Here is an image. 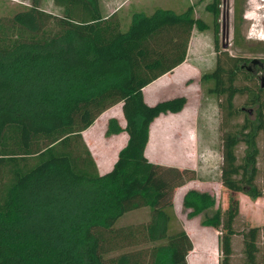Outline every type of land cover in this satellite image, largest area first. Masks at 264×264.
<instances>
[{"label":"trees","instance_id":"obj_1","mask_svg":"<svg viewBox=\"0 0 264 264\" xmlns=\"http://www.w3.org/2000/svg\"><path fill=\"white\" fill-rule=\"evenodd\" d=\"M54 12L30 0L0 14V264H187L193 248L187 231L173 226L176 189L187 169L146 155L155 117L177 112L186 97L149 104L143 88L187 54L192 28L208 23L182 10H135L125 27L100 0H53ZM223 0H208L218 47ZM244 0H233L234 37ZM221 49L209 90L221 110L220 179L233 193L255 199L258 135L264 132V83ZM245 95L249 107H237ZM119 104L123 123L110 116L106 134L125 133L111 167L99 172L82 131ZM240 122H230L244 112ZM252 111V109H251ZM245 144L242 156L236 154ZM188 215L212 207L215 197L188 188ZM148 207L146 220L118 224L127 212ZM220 206L204 224L213 225Z\"/></svg>","mask_w":264,"mask_h":264},{"label":"rangeland","instance_id":"obj_2","mask_svg":"<svg viewBox=\"0 0 264 264\" xmlns=\"http://www.w3.org/2000/svg\"><path fill=\"white\" fill-rule=\"evenodd\" d=\"M30 0H0V14H9L28 4ZM105 13L115 11L125 27L135 9L147 12L156 6L184 9L193 5L194 15L208 23L205 28L194 26L189 38L185 60L161 76L145 89L149 103L184 95L186 101L177 112L158 115L151 123L146 155L155 162L187 169L189 179L176 189L174 196L173 226L184 228L190 235L193 249L187 255V264H264V132L258 135L259 153L255 184L260 194L253 199L244 192L233 193L220 179L222 114L217 97L209 90L213 79L202 73L211 70L216 54L227 49L231 54L244 56L240 63L253 66L251 58L264 57V0H244L239 36L233 31V0H223L220 12V31L217 49L212 32V13L206 8L208 0H100ZM120 2V3H119ZM42 6L58 12L60 6L53 0H41ZM120 4L118 8H114ZM222 30L224 31L222 33ZM228 31V33H226ZM227 41L225 46L223 43ZM259 79L264 73L259 71ZM237 107L247 105L245 95H236ZM244 111V110H243ZM244 112L230 122H240ZM115 116L123 117L119 104L104 110L95 121L82 131L83 138L95 160L97 170H108L123 145L126 134H106V123ZM245 144L239 142L236 154L240 158ZM188 188L210 192L216 203L201 213L188 215L182 205V195ZM220 206L219 219L213 225L202 222ZM148 207L131 210L119 218L118 224L146 220Z\"/></svg>","mask_w":264,"mask_h":264},{"label":"flooded vegetation","instance_id":"obj_3","mask_svg":"<svg viewBox=\"0 0 264 264\" xmlns=\"http://www.w3.org/2000/svg\"><path fill=\"white\" fill-rule=\"evenodd\" d=\"M226 33H228V31ZM259 58L262 61V63L257 61V62H254L253 66H250L248 64L246 65L245 63H241L243 66L247 67L249 70L256 73L257 77L260 75L259 71L260 72L262 71L264 73V57L261 56ZM250 111H251V108H250Z\"/></svg>","mask_w":264,"mask_h":264},{"label":"crops","instance_id":"obj_4","mask_svg":"<svg viewBox=\"0 0 264 264\" xmlns=\"http://www.w3.org/2000/svg\"><path fill=\"white\" fill-rule=\"evenodd\" d=\"M118 1V0H117ZM120 3V2H119ZM120 6V4H118L117 6H115L114 8L116 9V8H118ZM135 10H142V9H135ZM135 10H133V11H135ZM132 11V12H133ZM186 58V57H185ZM185 58L183 59V61L185 60ZM181 63V62H180ZM179 63V64H180ZM179 64H177V65H179ZM173 68H176V66H174ZM168 72H170V70L169 71H166V72H164L163 74H161V75H159L158 77H156V78H154L153 80H151L149 83H147V85L146 86H144V88H143V93H144V98H145V100H146V102H148L147 101V99H146V95H145V89L149 86V85H152V83L154 82V81H156V80H158L161 76H163V75H165L166 73H168ZM149 103V102H148ZM155 103V102H154ZM154 103H149V104H154ZM183 108V107H182ZM156 118V117H155ZM154 118V119H155ZM154 121V120H153ZM152 121V122H153ZM121 123V122H120ZM151 126V125H150ZM151 128V127H150ZM193 249V248H192ZM191 249V250H192ZM190 250V251H191Z\"/></svg>","mask_w":264,"mask_h":264},{"label":"water","instance_id":"obj_5","mask_svg":"<svg viewBox=\"0 0 264 264\" xmlns=\"http://www.w3.org/2000/svg\"><path fill=\"white\" fill-rule=\"evenodd\" d=\"M223 32L224 31L222 30V33ZM223 44L226 46L227 45V41L224 42ZM250 60H251L252 63L257 62V61H259V62L262 63V61L260 60V58L259 57H256V56L252 57ZM263 83H264V78L262 79V85H263ZM249 111H250V109H249Z\"/></svg>","mask_w":264,"mask_h":264}]
</instances>
